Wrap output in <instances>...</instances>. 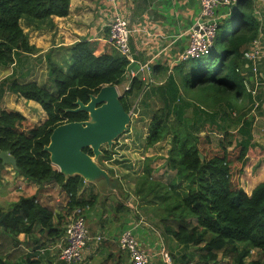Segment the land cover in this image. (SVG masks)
I'll use <instances>...</instances> for the list:
<instances>
[{"label":"trees","instance_id":"16d2710c","mask_svg":"<svg viewBox=\"0 0 264 264\" xmlns=\"http://www.w3.org/2000/svg\"><path fill=\"white\" fill-rule=\"evenodd\" d=\"M69 2L0 0V65L37 50L19 24L23 15L36 19L65 16ZM235 7V12L232 6L227 8L228 14L220 20L213 48L206 55L180 61L175 67L176 80L171 75L165 84L157 86L162 105L150 117L144 146L152 147L169 136L165 167L173 173L167 182L153 179V157H145L144 170L134 189L138 200L158 202L154 216L162 233L171 236L181 249H197L195 264H218L220 255L231 256L233 264H242L245 257H252L250 250L256 255L249 264H264V182L250 194L242 189L240 175L250 140L227 130L238 126L244 115L240 110L249 93L238 67L246 43L257 36L259 23L251 12L252 0H238ZM68 50L67 70L46 58L55 94L33 81L20 83L15 75L0 81L3 93L9 90L38 103L47 116L42 123H35L14 108H1L0 150L15 158L18 174L39 185L55 182L60 186L68 194L65 211L70 214L91 205L95 195L77 197L83 178L60 173L43 147L56 125L87 119L84 111L66 109L76 107L77 98L86 102L88 95L102 85L121 84L130 61L108 42L98 40L77 41ZM144 82L135 76L123 89L120 101L125 110H130L132 96L142 94ZM210 133H222L216 144ZM84 150L92 154L90 148ZM102 151L106 158L113 153L104 147ZM3 166L0 160V173ZM62 220V216L54 219L53 212L35 195L20 197L8 209L0 206V264H42L39 257L44 241L40 242L34 231L38 228L37 232L45 233L49 243L59 240L64 231ZM21 233L23 240L18 239ZM21 243L27 249L18 248ZM15 258L20 260L15 263ZM170 258L174 264H187L185 260L194 256L176 252ZM61 263L58 259L56 264Z\"/></svg>","mask_w":264,"mask_h":264},{"label":"crops","instance_id":"0c3cea01","mask_svg":"<svg viewBox=\"0 0 264 264\" xmlns=\"http://www.w3.org/2000/svg\"><path fill=\"white\" fill-rule=\"evenodd\" d=\"M251 12L259 23L256 36L259 57L256 64L261 79H264V2L252 0ZM217 14L220 20L226 17V7L217 8ZM198 15L199 6L196 0H115L114 2L70 0L68 13L65 16H49L36 20V18L23 15L19 19V24L27 34L29 43L37 50L35 53L17 55L11 64L12 71L15 68L14 74L20 83L33 81L46 89L50 88L53 81L47 73L46 58L49 57L67 70L70 64L69 47L84 39L106 43L109 22L115 17H121L127 21L128 28L131 30L129 61H135L140 66L138 71L131 70L130 73L145 81L142 94L132 96L131 99L134 97V101L142 102L145 107L153 105L151 101H154L157 107H160L162 101L156 93L157 86L165 84L171 75L176 80L175 67L180 62L181 52L187 47L189 31ZM251 42L246 43L245 51L253 48ZM242 53L238 72L253 84L252 61L244 58ZM64 59H66V64ZM21 63L25 64L23 68H21ZM130 73L126 71L122 83L116 85L119 91L128 84ZM0 92L3 93L2 88ZM31 102L33 104L30 101L28 104L36 108L39 106L38 103L32 100ZM253 103H257V107L254 108ZM244 106L240 110L244 115L241 116L238 126H231L228 129L224 127L234 132L238 138L249 137L250 146L247 149V160L240 175V185L247 194H250L259 183L264 182V84L259 86L255 95L246 96ZM14 109L21 110L24 116L32 120L30 115L25 113L26 111L19 108ZM155 109L151 111L148 122ZM242 129L245 130L241 131ZM216 136L221 137L222 133ZM217 137L216 142L212 138L214 143L219 141L220 138ZM126 172V170L122 171L121 174ZM0 174V206L4 207L3 209L10 208L22 196L35 195L41 205L53 212L54 219H58L59 216L65 217V206L69 197L55 182L39 185L18 174L10 164L4 165ZM110 175L118 181L115 193H108L103 186L85 181L78 190L77 197L81 199L95 195L91 205L79 209L86 222L88 233L92 236L98 234L103 236L100 243L96 245L90 243L86 247L84 261L80 264H132L128 253L119 248L117 241L119 235L127 229L132 230L139 245L152 255L149 264H155L158 259L165 264L162 253H168L166 250L169 249V253L174 254L176 248L180 246L171 236L165 235L160 230L159 222L154 216V209L158 202L138 200L133 192L135 182L129 183L121 180L122 178L117 173ZM109 194H113L114 197ZM2 200H6L5 205L1 203ZM115 206L118 208L115 209ZM70 214L66 217L69 218ZM63 224L64 218L61 227ZM37 231L38 228L34 231L35 236L45 244L40 248V257L46 260L42 264H51V256L57 259L59 240L56 239L49 243L46 241V234ZM23 238V233L18 235L19 240ZM33 242L36 243V240ZM18 248L27 249L23 243L19 244ZM18 260L20 259L15 258V263ZM249 262L250 260L247 264Z\"/></svg>","mask_w":264,"mask_h":264},{"label":"water","instance_id":"95a60500","mask_svg":"<svg viewBox=\"0 0 264 264\" xmlns=\"http://www.w3.org/2000/svg\"><path fill=\"white\" fill-rule=\"evenodd\" d=\"M139 65L132 61L126 71H138ZM146 70V68H143ZM122 93L115 84L99 87L88 95L86 102L79 98L76 107L67 111H84L87 119L67 121L56 125L43 150L49 153L50 163L65 176L80 175L87 183L101 185L108 193L117 191L118 181L97 161L103 156L102 147L110 150L115 139L127 131L131 122L130 110H125L120 101ZM84 148H90L89 154ZM202 159L203 156L199 154ZM3 165L10 164L16 169L15 158L7 151L0 150Z\"/></svg>","mask_w":264,"mask_h":264},{"label":"built area","instance_id":"2783aa9c","mask_svg":"<svg viewBox=\"0 0 264 264\" xmlns=\"http://www.w3.org/2000/svg\"><path fill=\"white\" fill-rule=\"evenodd\" d=\"M114 2L115 0H108ZM238 0H196L199 6V15L194 25L189 31V41L187 47L181 52L179 60H189L202 55H206L213 48L214 40L220 17L217 14V8H229ZM264 2V0H253ZM228 13L226 12V15ZM128 23L121 17H115L108 24L107 42L121 55L130 60V46ZM252 49L243 51L244 58L252 61V70L254 76L253 84L248 79H244L246 91L255 95L260 85L264 84V79H261V74L258 71L256 61L259 57V49L257 47L258 39L252 40ZM130 80L134 77L132 73L128 74ZM124 89L129 87V83ZM253 107H257V103H253ZM130 109V115H133ZM80 209L76 208L72 211L69 223L63 231V234L58 242L59 259L64 264H80L84 261V252L90 243L94 245L101 242L103 236L90 235L88 233L84 218L80 214ZM118 246L126 251L129 255L132 264H149L152 255L142 248L136 236L131 229L124 230L118 237ZM165 262H170V256L167 252H163Z\"/></svg>","mask_w":264,"mask_h":264},{"label":"rangeland","instance_id":"374dc122","mask_svg":"<svg viewBox=\"0 0 264 264\" xmlns=\"http://www.w3.org/2000/svg\"><path fill=\"white\" fill-rule=\"evenodd\" d=\"M232 9L233 12L236 11V7L235 5H232ZM36 20H41V19H36ZM207 57V56H205ZM64 63L66 64V59H64ZM12 64V63H11ZM11 64L8 65H0V81L3 80L6 77L15 75L14 74V70L13 66H11ZM21 68H23L25 66L24 63H21ZM12 73H11V71ZM11 73V74H10ZM8 75V76H7ZM53 81V80H52ZM45 86V85H44ZM49 90L50 93L55 94V89L54 86L51 84L50 88H47ZM9 92V93H3L2 96H0V109L3 107H11V108H19L22 109L24 111H26L25 113L30 115V117L32 118L33 122L35 123H42L45 119H46V113L45 111L42 109V107L37 106L34 107L30 104H28V102L30 101L31 104H33L31 102V100H26L21 96H18L17 94L6 90L5 92ZM123 92V89L121 88L120 93ZM134 97L131 99V109L134 113V116H132L131 122L128 126L127 131H125L124 133H122L119 137H117V139H115V142L113 143L112 147H111V151L113 152L110 158H106L105 156H99L98 157V162L102 165V167H104L108 172H110L109 174H115L117 173V175L120 176V178H122L121 180H126L129 183L130 182H135V186L136 183L138 182V178L139 176L142 174L143 170H144V164H145V157H153V160L150 164V167L153 169L152 171V178L157 180V181H161V182H167L169 180V177L172 175V171H168V169L165 167V157H166V152L167 149L170 145V139L169 136H167L166 138H164L162 141L156 143L155 145H153L152 147L146 148L144 146V139H145V135H146V131H147V124H148V117L151 113V111L153 109H155L158 105L156 103H154V101H151V104L153 105H149L147 107H145L142 102H136L134 101ZM34 102V101H33ZM21 112V110H19ZM187 114H189L191 112V107L187 108L186 110ZM219 133H210V137L213 142H216V135ZM213 138V139H212ZM217 138H221V137H217ZM216 144V143H214ZM105 149H107L106 145L103 146ZM127 171L126 173H128L126 176L124 174H121L122 171ZM131 177V178H130ZM134 186V189H135ZM130 187V186H129ZM130 189H132V187H130ZM134 192V191H133ZM122 194V193H121ZM112 195V197H114L113 194H109ZM125 198V196H124ZM8 201V200H7ZM1 203L3 205L6 204V200H2ZM56 206V205H55ZM4 208V207H3ZM65 217L64 218V224H63V229L66 228L67 224L70 221V217H66V211H65ZM81 216L82 212H80ZM72 215V214H70ZM86 224V222H85ZM49 244V243H47ZM46 244V245H47ZM45 245V244H44ZM166 251H168V253L170 252L169 249H167ZM197 249L194 248L193 246H190L189 248L186 249H181V247H177L175 252H180V253H186L187 255L193 254L194 259L192 260H185L188 261L187 264H195L196 263V255H197ZM59 253V251H57ZM58 253L56 254L57 259H58ZM170 257L173 254H170ZM250 255H256V251L255 250H250ZM40 259H42L41 261L44 262L46 261L44 258L39 257ZM262 258H264V254L262 256ZM260 258V259H262ZM56 257L55 258H50V262L52 264V261L54 262L53 264L57 263ZM164 259V257H163ZM250 259H252V257L247 256L243 259V263L242 264H247V261H249ZM158 262H156L155 264H164L163 261H161V259L157 260ZM165 261V260H164ZM218 264H233V259L232 257H222L221 255L218 256V260H217ZM62 264V263H61ZM165 264H174L172 259L170 262H165ZM212 264V263H210Z\"/></svg>","mask_w":264,"mask_h":264}]
</instances>
